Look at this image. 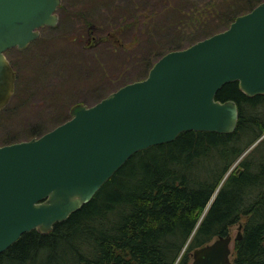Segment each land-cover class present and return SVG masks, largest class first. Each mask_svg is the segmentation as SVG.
<instances>
[{
  "label": "water",
  "instance_id": "1",
  "mask_svg": "<svg viewBox=\"0 0 264 264\" xmlns=\"http://www.w3.org/2000/svg\"><path fill=\"white\" fill-rule=\"evenodd\" d=\"M60 2L0 0V107L15 79L4 52L54 26ZM231 81L247 96L264 94V0L225 29L167 51L144 78L92 105L75 104L70 118L40 136L0 145V253L24 232H49L134 153L184 131L233 132L236 102L215 98ZM231 240L220 235L194 248L190 264H232Z\"/></svg>",
  "mask_w": 264,
  "mask_h": 264
},
{
  "label": "trees",
  "instance_id": "2",
  "mask_svg": "<svg viewBox=\"0 0 264 264\" xmlns=\"http://www.w3.org/2000/svg\"><path fill=\"white\" fill-rule=\"evenodd\" d=\"M261 1L196 0L175 5L176 13L167 22L150 21L157 30L144 37L146 44L141 42L140 47L153 46L161 29L209 31L211 23L226 28ZM155 11L148 14L154 16ZM106 34L114 38L111 31ZM156 46L146 53L151 54L147 72L165 52L183 47L174 45L156 54ZM215 98L236 102L233 132L184 131L170 142L134 153L88 202L49 232L32 229L21 234L0 253V264H189L194 248L227 235L243 216L246 221L234 243L232 264H264V137L239 161L240 168L227 175L209 204L230 165L264 132V94L247 96L237 81H231Z\"/></svg>",
  "mask_w": 264,
  "mask_h": 264
},
{
  "label": "rangeland",
  "instance_id": "3",
  "mask_svg": "<svg viewBox=\"0 0 264 264\" xmlns=\"http://www.w3.org/2000/svg\"><path fill=\"white\" fill-rule=\"evenodd\" d=\"M193 1L196 0H61L54 26L40 27L39 37L25 47L6 50V56L13 61L15 83L10 100L0 108V145L36 137L70 118L75 104L92 105L118 87L139 80L147 73L151 54L146 53L150 48L157 45L154 53L158 54L174 45L186 47L208 33L225 29L213 23L209 31L190 29L177 33L161 29L153 37V46L140 47L142 39L157 30L151 26L152 19L167 22L176 13L175 5ZM152 9L156 10L154 16L148 14ZM134 17L135 23L131 24ZM120 20L122 23L116 26ZM89 23L98 28L94 31ZM109 31L114 38L108 37ZM259 142L260 138L249 145L242 158ZM238 163L233 169L240 168ZM245 221L243 216L229 227L231 259L239 225L242 230ZM189 258L190 263L191 253Z\"/></svg>",
  "mask_w": 264,
  "mask_h": 264
},
{
  "label": "bare ground",
  "instance_id": "4",
  "mask_svg": "<svg viewBox=\"0 0 264 264\" xmlns=\"http://www.w3.org/2000/svg\"><path fill=\"white\" fill-rule=\"evenodd\" d=\"M264 137V132L258 137V139L260 138V139H262ZM243 152L241 153V155L238 157V159L235 161V162H233L231 165H230V167H229V169L225 172V174H224V176L222 177V179H221V181L219 182V185L216 187V189H215V192L213 193V195H212V197H211V199H210V201H209V204H210V202L213 200V198H214V195L216 194V192H217V190H218V188L221 186V184L224 182V180H225V178L227 177V175L233 170V168L235 167V165L238 163V161L243 157ZM106 182V181H105ZM104 184V183H103ZM102 184V185H103ZM101 185V186H102ZM96 193V192H95ZM209 204H207L206 205V207H205V209L209 206ZM204 209V210H205Z\"/></svg>",
  "mask_w": 264,
  "mask_h": 264
},
{
  "label": "flooded vegetation",
  "instance_id": "5",
  "mask_svg": "<svg viewBox=\"0 0 264 264\" xmlns=\"http://www.w3.org/2000/svg\"><path fill=\"white\" fill-rule=\"evenodd\" d=\"M5 55H6V52H5ZM7 57V56H6ZM8 58V57H7ZM9 59V61H10V63H11V66L13 67V61H12V59L10 60V58H8ZM14 69V68H13ZM1 108V107H0Z\"/></svg>",
  "mask_w": 264,
  "mask_h": 264
}]
</instances>
